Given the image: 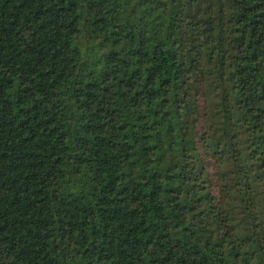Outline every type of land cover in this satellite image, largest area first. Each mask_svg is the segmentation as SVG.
I'll use <instances>...</instances> for the list:
<instances>
[{"label":"trees","instance_id":"obj_1","mask_svg":"<svg viewBox=\"0 0 264 264\" xmlns=\"http://www.w3.org/2000/svg\"><path fill=\"white\" fill-rule=\"evenodd\" d=\"M0 264H264V0H0Z\"/></svg>","mask_w":264,"mask_h":264}]
</instances>
